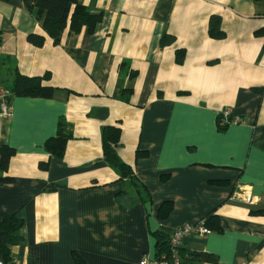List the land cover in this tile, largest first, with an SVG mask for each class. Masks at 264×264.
<instances>
[{
    "label": "crops",
    "instance_id": "crops-1",
    "mask_svg": "<svg viewBox=\"0 0 264 264\" xmlns=\"http://www.w3.org/2000/svg\"><path fill=\"white\" fill-rule=\"evenodd\" d=\"M79 1L101 20L54 43L35 9L0 0V86L19 72L48 74L53 87L13 96L0 115V145L15 150L0 169L12 178L0 182V217L23 221L11 261L76 264L75 252L86 264H139L156 257L154 232L214 216L218 228L184 239L186 264H264V35L254 33L264 0ZM211 16L224 37L210 36ZM164 33L174 38L161 45ZM225 108L240 121L219 129ZM61 124L70 136L56 156L45 141ZM104 125L120 128L134 180L104 161Z\"/></svg>",
    "mask_w": 264,
    "mask_h": 264
},
{
    "label": "trees",
    "instance_id": "trees-1",
    "mask_svg": "<svg viewBox=\"0 0 264 264\" xmlns=\"http://www.w3.org/2000/svg\"><path fill=\"white\" fill-rule=\"evenodd\" d=\"M255 2L262 0H253ZM24 6L33 11L36 10V16L41 21L43 31L49 35L54 43L60 41L63 31L68 27L70 32L78 33L83 27L87 32L92 33L101 20V12L93 13L90 9L79 0H23ZM208 32L211 37L222 38L224 32L221 29L219 17L211 16L208 25ZM256 35H264V26L259 27L254 31ZM173 36L164 33L161 37V45L169 43L173 40ZM27 41L41 46L44 42V35L38 33L27 34ZM2 43V35L0 31V44ZM184 49H177L176 60L181 62L184 57ZM49 75L43 76H28L16 72L14 79L5 87L9 90L10 100L13 96L27 97H50L53 87L43 84V80L48 79ZM233 116L230 115L231 120ZM230 122H223L221 114L217 117V125L219 129L226 128ZM70 134L67 133L61 124L55 136L49 137L45 141V146L50 154L62 156L65 143ZM120 145V128L113 125H104L102 128V153L103 159L109 165L117 169L120 178H129L134 180L132 167L125 163L117 154V147ZM15 153L13 147L7 144L0 145V169L6 171L9 165L11 156ZM8 176H0V182L11 181ZM170 201H164L159 206V214L165 215L170 209ZM214 216L203 218L204 224L212 230L214 226L209 222ZM23 224L21 218L14 213H3L0 217V256L7 264L12 262L10 258V246L17 244L21 240L20 229ZM156 237V257L162 253H169V234L160 231L154 232ZM76 264H86L79 254H73ZM182 259V258H181ZM183 260V259H182ZM184 261V260H183ZM185 262V261H184Z\"/></svg>",
    "mask_w": 264,
    "mask_h": 264
},
{
    "label": "built area",
    "instance_id": "built-area-1",
    "mask_svg": "<svg viewBox=\"0 0 264 264\" xmlns=\"http://www.w3.org/2000/svg\"><path fill=\"white\" fill-rule=\"evenodd\" d=\"M10 92L6 87L0 86V115L9 117L11 115V106L9 102ZM223 117V122L237 123L240 118L233 117L229 119L231 115V110L225 108L221 111ZM211 230L204 224L203 219L195 223H181L173 228L169 234V253H162L154 259H148L147 257H142L139 264H186L179 255V249L183 244L186 237L196 234L204 236L208 234ZM0 264H7L3 260H0ZM8 264H19L17 262H10Z\"/></svg>",
    "mask_w": 264,
    "mask_h": 264
}]
</instances>
